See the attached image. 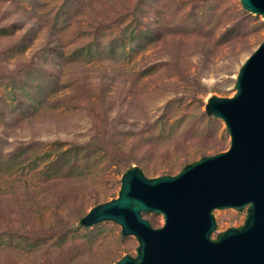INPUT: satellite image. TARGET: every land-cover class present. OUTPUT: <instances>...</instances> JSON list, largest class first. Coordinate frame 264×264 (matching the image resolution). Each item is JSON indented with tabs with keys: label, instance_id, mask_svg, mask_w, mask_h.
<instances>
[{
	"label": "rangeland",
	"instance_id": "374dc122",
	"mask_svg": "<svg viewBox=\"0 0 264 264\" xmlns=\"http://www.w3.org/2000/svg\"><path fill=\"white\" fill-rule=\"evenodd\" d=\"M263 40V16L241 0H0V264L135 256L118 223L81 218L131 167L177 174L226 150L205 104L236 93ZM213 214L216 239L248 207Z\"/></svg>",
	"mask_w": 264,
	"mask_h": 264
},
{
	"label": "water",
	"instance_id": "95a60500",
	"mask_svg": "<svg viewBox=\"0 0 264 264\" xmlns=\"http://www.w3.org/2000/svg\"><path fill=\"white\" fill-rule=\"evenodd\" d=\"M264 18V0H241ZM207 114L221 118L230 146L186 164L177 174L148 177L139 166L122 176L117 197L93 206L81 223L111 220L134 235L135 256L115 264H264V40L243 62L233 96L211 94ZM248 207L245 223L212 238L216 208ZM161 213L155 227L143 212ZM219 233V234H220Z\"/></svg>",
	"mask_w": 264,
	"mask_h": 264
},
{
	"label": "trees",
	"instance_id": "16d2710c",
	"mask_svg": "<svg viewBox=\"0 0 264 264\" xmlns=\"http://www.w3.org/2000/svg\"><path fill=\"white\" fill-rule=\"evenodd\" d=\"M127 170H128V169H127ZM80 221H81V220H80ZM81 224H82V223H81ZM221 234H222V233L218 234L217 238H219Z\"/></svg>",
	"mask_w": 264,
	"mask_h": 264
}]
</instances>
